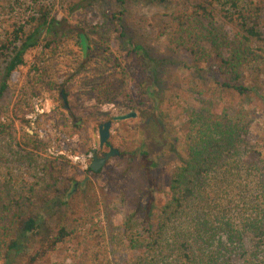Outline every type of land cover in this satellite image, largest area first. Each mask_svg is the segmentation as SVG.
Segmentation results:
<instances>
[{"label": "rangeland", "instance_id": "obj_1", "mask_svg": "<svg viewBox=\"0 0 264 264\" xmlns=\"http://www.w3.org/2000/svg\"><path fill=\"white\" fill-rule=\"evenodd\" d=\"M82 1L51 0L59 24L42 32V44L25 54L26 64L11 74L0 95V123L14 125L16 137L0 140V188H29L43 174L40 164L53 162L66 177L83 183L75 202L87 216L78 233L40 264H132L137 251L129 245L128 227L132 222L140 229L155 224L167 202L171 175L186 155L182 133L188 109L241 111L251 122L250 141L264 164V65L245 75L263 92L234 97L218 90L224 79L213 65L197 67L186 50L169 49V8L164 4L126 0L121 12L118 0H90L78 7ZM122 23L135 43L165 64L135 51L122 37ZM5 66L0 58V79ZM109 88L111 100L104 101L102 93ZM132 110L138 118L113 120ZM110 120L109 140L120 153L92 171L93 149L108 151L100 148V125ZM3 135H8L6 129ZM19 145L26 157L15 154ZM145 174L151 176L147 192L141 191ZM246 180L257 184L259 179L255 173Z\"/></svg>", "mask_w": 264, "mask_h": 264}, {"label": "trees", "instance_id": "obj_2", "mask_svg": "<svg viewBox=\"0 0 264 264\" xmlns=\"http://www.w3.org/2000/svg\"><path fill=\"white\" fill-rule=\"evenodd\" d=\"M139 1L169 8V49L186 50L197 67L213 65L224 79L219 91L234 97L263 92L245 75L264 65V0ZM118 2L125 12L126 0ZM53 6L51 0H0V58L6 64L0 95L11 74L26 64L25 54L42 44V32L59 24ZM121 28L135 51L165 64L135 43L125 23ZM111 93L110 88L102 93L104 101ZM240 112L187 110L186 155L171 175L167 202L155 224L128 227L129 245L137 251L132 264H264V164L250 141L251 122ZM13 128L0 123V140L16 139ZM15 154L27 156L21 145ZM40 167L43 174L29 188H0V264H40L84 224L87 211L75 202L83 183L66 177L53 162ZM255 173L259 180L250 184L246 179ZM142 181L141 191L147 192L150 174Z\"/></svg>", "mask_w": 264, "mask_h": 264}, {"label": "water", "instance_id": "obj_3", "mask_svg": "<svg viewBox=\"0 0 264 264\" xmlns=\"http://www.w3.org/2000/svg\"><path fill=\"white\" fill-rule=\"evenodd\" d=\"M80 38H81V44H82L84 51L85 52L88 51L89 47H88V41H87L86 35L82 33L80 35ZM61 94H62L63 99L65 100L66 104L68 105L67 93L65 92L64 89L61 91ZM35 104L38 107L36 100H35ZM137 114L138 113L136 110H132L130 112L115 115L113 117V120L114 121H121V120L130 119V118H135V117H137ZM113 120L107 121L100 126V145L101 146H103L106 143H110V140H109L111 137L110 129L113 125ZM111 147H112L111 151L106 153L102 159H100L98 161L96 158L95 162H93L90 165V167L92 169H94L96 172H98L100 169H103V167L107 164V161L109 158H111L112 156L118 155L120 153L119 149L115 148L114 146H111Z\"/></svg>", "mask_w": 264, "mask_h": 264}, {"label": "flooded vegetation", "instance_id": "obj_4", "mask_svg": "<svg viewBox=\"0 0 264 264\" xmlns=\"http://www.w3.org/2000/svg\"><path fill=\"white\" fill-rule=\"evenodd\" d=\"M61 96H62V94H61ZM63 97V96H62ZM65 101V100H64ZM66 103V102H65ZM66 105V107H68V105L67 104H65ZM137 117H135V118H138L139 117V112L137 111ZM151 121V119H148L147 120V122L149 123ZM104 124V123H103ZM102 125V124H101ZM100 125V126H101ZM111 146H114V144L110 141V143H106V144H104L103 146H101L100 145V148L101 149H104L105 147L106 148H108V151L107 152H102L101 154L99 153V150H97V149H93V156H92V163L93 162H95V160H96V158H97V160L99 161L100 159H102L104 156H105V154L106 153H108V152H110L111 151V149H112V147ZM115 147V146H114ZM116 148V147H115ZM108 162V161H107ZM90 169L92 170V171H95L94 169H92L91 167H90ZM101 170V169H100ZM99 170V171H100Z\"/></svg>", "mask_w": 264, "mask_h": 264}]
</instances>
